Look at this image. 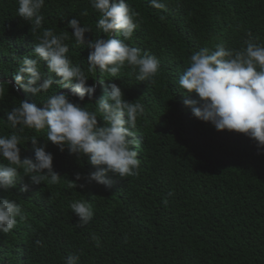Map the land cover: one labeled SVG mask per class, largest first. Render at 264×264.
<instances>
[{
	"label": "trees",
	"instance_id": "16d2710c",
	"mask_svg": "<svg viewBox=\"0 0 264 264\" xmlns=\"http://www.w3.org/2000/svg\"><path fill=\"white\" fill-rule=\"evenodd\" d=\"M163 2L165 9H155L150 0H127L139 13V27L125 42L159 59L155 83L137 81L135 70L128 66L119 78L98 70L86 73L89 85L103 81L97 98L116 83L126 100L144 105V115L133 129L141 161L139 176L108 173L111 187L92 182L80 188L77 185L84 181H75V174L92 173L96 166L87 157L69 154L67 148L61 152L46 139V131L25 129L22 159L34 161L30 139L35 136L54 154V170L61 179L57 184L32 185L25 177L8 192L0 190V199L16 200L27 217L9 234H0V264H64L69 254H79V264H264V149L244 133L219 131L196 118L183 101L198 95L189 96L178 83L195 51L214 49L220 43L240 50L249 39L264 45V0ZM17 9V0H0V135L13 131L5 113L19 106L20 100L42 107L54 92H71L70 87L54 84L38 96L23 89L20 94L8 83H15L13 75L25 56L35 58L36 37L44 29L57 34L68 31L71 37L73 30L67 24L77 18L93 29L86 33L88 40L107 38L95 27L99 13L89 0H46L42 28L36 33H31V25L17 15ZM84 10L87 16L80 15ZM66 43L67 55L86 70L91 49L76 46L74 38ZM40 70L46 77L60 79L48 71L46 61H41ZM90 102L95 101L86 97L81 103ZM88 107L95 109L94 104ZM25 184L29 191L21 192ZM78 199L90 202L94 210L84 227L78 226L69 207ZM37 240L42 241L40 246Z\"/></svg>",
	"mask_w": 264,
	"mask_h": 264
},
{
	"label": "clouds",
	"instance_id": "9594fccd",
	"mask_svg": "<svg viewBox=\"0 0 264 264\" xmlns=\"http://www.w3.org/2000/svg\"><path fill=\"white\" fill-rule=\"evenodd\" d=\"M17 3V15L31 25V33H36L42 28L41 10L46 0H17ZM89 3L99 13L95 27L106 34V39L88 40L86 33H93V29L72 18L67 24V28L73 30L71 37L68 31L57 34L46 28L36 37L38 42L32 53L35 58L25 56L19 62L13 75L17 90L38 96L48 93L55 84L60 89L70 87L71 92H54L47 96L42 107L20 100L19 106L5 113L7 125L13 131L0 135V160L7 162L0 163V190L8 192L25 177H29L32 185L60 182L61 175L53 166L54 154L46 150V144L40 145L35 136L30 139L34 161L22 159L20 146L24 137L21 134L25 129L46 131V139L61 152L67 148L69 154L87 157L89 163L96 166L92 173L75 174V181H84L79 185L75 183L80 188L92 182L111 187L108 173L120 177L140 174L141 161L134 147L137 138L133 129L137 127L138 118L144 115V105L126 100L116 83H110V90L97 98V88L103 81L89 85L86 73L95 74L98 70L101 74L119 78L121 69L128 66L135 70L137 81L152 84L160 71V61L153 55L141 54L140 49L125 42L139 27L136 19L139 13L127 0H89ZM150 3L155 9L166 8L163 0H150ZM88 14L87 10L80 13L81 16ZM72 38L76 46L91 49L86 70L74 64L67 55L69 44L66 41ZM245 44L246 47L240 50L228 49L220 43L214 49L205 47L193 52L178 83L189 96L192 93L198 95V99L186 97L183 101L196 118L210 122L219 131L244 133L258 142V148L264 149V45L251 39ZM41 61H46L48 71L60 79L46 77L40 70ZM2 91L0 86V93ZM86 97L95 102L82 105ZM90 104L95 105L94 110L89 109ZM20 191H29V185H23ZM163 203L167 206V197ZM69 207L78 217L79 227L89 224L94 217L92 205L87 200H75ZM26 220L22 204L7 197L0 199V234H9L19 222ZM92 239L99 246L95 234ZM35 243L40 246L42 241ZM79 261V254L64 258V264H79Z\"/></svg>",
	"mask_w": 264,
	"mask_h": 264
},
{
	"label": "water",
	"instance_id": "95a60500",
	"mask_svg": "<svg viewBox=\"0 0 264 264\" xmlns=\"http://www.w3.org/2000/svg\"><path fill=\"white\" fill-rule=\"evenodd\" d=\"M114 38V37H113ZM8 83L9 84H11L16 90H17V87L15 86V83H13V82H10V81H8ZM18 92L21 94V91H20V89L18 90Z\"/></svg>",
	"mask_w": 264,
	"mask_h": 264
}]
</instances>
